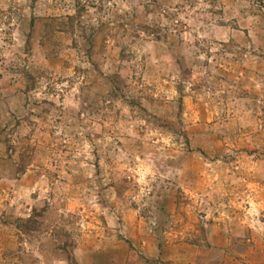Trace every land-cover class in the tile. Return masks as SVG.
Listing matches in <instances>:
<instances>
[{"label":"rangeland","instance_id":"374dc122","mask_svg":"<svg viewBox=\"0 0 264 264\" xmlns=\"http://www.w3.org/2000/svg\"><path fill=\"white\" fill-rule=\"evenodd\" d=\"M0 264H264V0H0Z\"/></svg>","mask_w":264,"mask_h":264}]
</instances>
